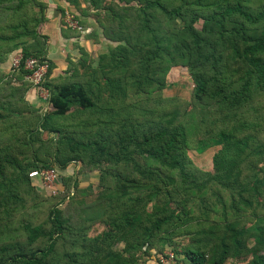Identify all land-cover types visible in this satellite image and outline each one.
<instances>
[{"label": "trees", "instance_id": "1", "mask_svg": "<svg viewBox=\"0 0 264 264\" xmlns=\"http://www.w3.org/2000/svg\"><path fill=\"white\" fill-rule=\"evenodd\" d=\"M71 1L69 35L91 23L108 46L81 49L52 85L46 3L0 0V62L47 60L50 90L42 112L27 71L0 70V264H139L166 248L182 264H264V0ZM174 67L189 99L163 94ZM205 139L218 141L212 170L189 155ZM43 168L62 175L45 203L28 175Z\"/></svg>", "mask_w": 264, "mask_h": 264}, {"label": "crops", "instance_id": "2", "mask_svg": "<svg viewBox=\"0 0 264 264\" xmlns=\"http://www.w3.org/2000/svg\"><path fill=\"white\" fill-rule=\"evenodd\" d=\"M42 1H44L47 6L45 12L46 20L41 26V32L48 36L46 41L47 59L52 64V69L49 76L47 77V82L55 85L61 83L64 78L71 73L72 64L77 63L72 61L78 60V58L81 56V49L86 52L90 50L91 40H93L95 44L99 42L105 43V48L108 46V43L99 32L98 39H93L90 37V33L92 31L91 23L81 27L79 32L75 35H69L68 32H71V29L75 28L67 26L64 21L65 13L62 15L63 11L73 12V15L78 14L79 16L78 8L71 0ZM75 1H78L79 7H84L87 5L84 0ZM62 16L64 18H62ZM104 50L105 49H102L101 51ZM10 57L11 54L8 56L5 62H0V70L4 71L8 67ZM25 98L28 102L41 109L38 96L32 87L29 86L28 90H26Z\"/></svg>", "mask_w": 264, "mask_h": 264}, {"label": "rangeland", "instance_id": "3", "mask_svg": "<svg viewBox=\"0 0 264 264\" xmlns=\"http://www.w3.org/2000/svg\"><path fill=\"white\" fill-rule=\"evenodd\" d=\"M197 27H200L199 23H197ZM104 46H105V43L99 42L95 44L93 40H91L90 50H88L87 52L85 51L88 54V58L89 57L95 58L101 52L102 49H106ZM80 54L82 56V52H80ZM81 56L78 58V60L81 58ZM77 61H72V62H77ZM166 80H167V86L163 90L164 95L166 96L175 95V96H179L185 99H189L191 91H192L193 83L185 68H182V67L172 68L168 72L166 76ZM42 108L43 107L41 105V109ZM47 110H49V106H47ZM217 148H218V141L216 139H205V140L200 141L198 146L195 149L190 150L189 155L192 158V160L197 165H199L201 168L212 170L213 168H215L214 155H215ZM72 167L74 168V166ZM76 171H77V168H76ZM76 171L74 172L76 173ZM69 174H72V171ZM76 177L78 180H80V185H79L80 188H86V189L89 188V190H92L96 187L95 184L97 181V173L95 171L90 172V173L82 172V174L77 173ZM58 187H59L58 185H55L53 190ZM37 190L40 191L42 195L40 196V198L44 203H45V199L49 198L48 193L53 194L52 192H50L51 191L50 189L43 188L42 186L41 187L37 186ZM94 195L95 194H87V195H84V197L87 201H89L90 199L94 197ZM63 207H64L63 203L57 204L58 209H63ZM106 229L107 228H105V226L102 223L97 222L90 226L88 235L90 237L92 236L98 237V235L101 232H104ZM179 241L183 244V243H187L189 239L185 236V237L179 238ZM164 250H171V248H166ZM135 256H137V261L139 264H142L145 262L140 256L139 252H136ZM243 260L244 258H239L237 260H227L223 264H243L244 263ZM145 263L146 264H157L153 258L151 260H147ZM172 264H182V263L181 262L177 263L174 257Z\"/></svg>", "mask_w": 264, "mask_h": 264}, {"label": "built area", "instance_id": "4", "mask_svg": "<svg viewBox=\"0 0 264 264\" xmlns=\"http://www.w3.org/2000/svg\"><path fill=\"white\" fill-rule=\"evenodd\" d=\"M65 23L72 28H79L78 21L71 12H65ZM10 66L12 69H18L20 66L27 72L24 75V79L32 87L42 105V112L47 111V106L50 109V90L46 86V76L49 69V62L47 60H39L36 57L29 56L24 58L20 52L14 53L10 58ZM29 177L36 178L39 186L50 189L53 194L57 193L58 188H54L55 185L60 186L61 175L56 172L54 168H43L40 170H32L29 172ZM174 254L171 250H164L158 257H155L157 264H172Z\"/></svg>", "mask_w": 264, "mask_h": 264}]
</instances>
